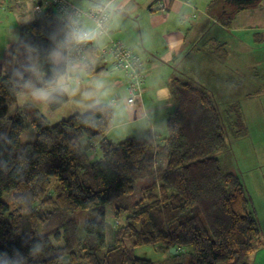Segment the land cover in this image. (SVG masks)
Masks as SVG:
<instances>
[{
  "label": "trees",
  "instance_id": "1",
  "mask_svg": "<svg viewBox=\"0 0 264 264\" xmlns=\"http://www.w3.org/2000/svg\"><path fill=\"white\" fill-rule=\"evenodd\" d=\"M261 1L208 0V17L229 29L239 13ZM42 2L47 9L20 28L13 69L0 80V264H154L135 249L158 244L185 252L175 264H251L264 245L259 221L243 178L225 171L217 156L228 151L231 126L238 139L248 135L240 105L225 106L183 72L170 83L168 135L120 142L107 138L112 106L55 124L33 105L14 107L32 94L24 80L45 86L50 36L82 26L85 16L97 23L89 15L97 4L84 11L65 0ZM210 41L208 53L225 62L226 45ZM25 44L34 49L29 61L22 55ZM29 62L42 70L29 72ZM83 65L87 76L104 70ZM68 101L56 95L46 104L53 113ZM28 129L35 139L23 142ZM94 141L98 147L87 144ZM98 149L101 157L91 160ZM6 194L11 204L2 200Z\"/></svg>",
  "mask_w": 264,
  "mask_h": 264
},
{
  "label": "crops",
  "instance_id": "2",
  "mask_svg": "<svg viewBox=\"0 0 264 264\" xmlns=\"http://www.w3.org/2000/svg\"><path fill=\"white\" fill-rule=\"evenodd\" d=\"M65 1L84 11L99 3V0ZM42 3L41 0H0V80L13 69V53L19 41L20 28L42 17L47 9ZM112 3L106 33L99 35L80 61L81 64L104 67V70L87 76L84 67L80 68L79 79L73 77L79 91L68 95V103L56 112L51 113L46 102L35 100L32 94L19 97V106H35L51 124L77 113L84 114L96 106H112L114 126L107 138L120 142L130 137L160 138L168 135L166 123L174 109L170 83L175 75L185 72L213 90L216 98L220 99L215 72L209 84L197 76L198 69L210 67L215 59L210 54L213 62L196 63L200 60L197 49L199 37L209 34L210 30L208 0H112ZM94 24L87 16L82 19V26ZM211 29L219 35L217 38L211 36L210 40L224 43L227 48L230 45L222 41L220 35L236 33L240 36L242 33L238 32L244 30H264V0L253 9L239 13L231 28H224L211 20ZM112 41L130 48L142 62L146 79L134 103L128 102L130 93L125 70L117 67L112 55L104 58L100 55L101 49ZM246 43L236 39L235 45L246 49ZM212 67L218 74L217 66ZM52 117L56 118L55 121L50 119ZM87 144L98 147L99 141ZM254 211L258 215L256 208Z\"/></svg>",
  "mask_w": 264,
  "mask_h": 264
},
{
  "label": "rangeland",
  "instance_id": "3",
  "mask_svg": "<svg viewBox=\"0 0 264 264\" xmlns=\"http://www.w3.org/2000/svg\"><path fill=\"white\" fill-rule=\"evenodd\" d=\"M220 32L222 31L220 30ZM238 33L242 34L239 36L232 33V35L219 36L222 41L228 43V46L230 45L227 48L230 57L225 62L216 58L213 59L212 65L217 66L219 73L217 74L215 70H212V65L210 67L203 66L197 70V76L200 79H205L206 83L209 84L215 72L216 78L219 80L218 83L216 82V86H219L218 94L222 98L221 100L218 99L219 102L223 101L225 106L230 103L240 105L241 113L248 127V135L238 139L239 133H237L236 127L231 126L227 139L228 151H221L217 156L225 171H233L241 178L243 177L253 207L258 211L256 216L259 220L264 242V30L256 32L244 30ZM216 35L219 34L211 29L210 21L209 34L199 37L201 40L197 46L200 51V60L196 62L198 65L213 62L209 58L208 51H210L211 45L210 37L217 38ZM236 39L247 41L246 49L242 45L236 47ZM228 77L230 79H227ZM17 106L19 105L16 104L14 107ZM50 119L55 121L56 118ZM228 129L230 130L229 126ZM34 139L33 129H28L22 136L23 142H31ZM90 155L91 160H97L101 157L99 149L96 154L90 152ZM2 200L11 204V194L4 195ZM189 251L192 252V249ZM135 253L138 257L146 258L154 264L180 263L185 256V252L180 251V253L174 254L161 244L138 247L135 249ZM250 261L251 264H264V245L251 256Z\"/></svg>",
  "mask_w": 264,
  "mask_h": 264
},
{
  "label": "clouds",
  "instance_id": "4",
  "mask_svg": "<svg viewBox=\"0 0 264 264\" xmlns=\"http://www.w3.org/2000/svg\"><path fill=\"white\" fill-rule=\"evenodd\" d=\"M113 9L112 0H99L95 11L105 13ZM102 25L96 23L90 26H72L62 35L53 33L50 36L52 44L47 51V64L49 71L45 73L46 84L39 87L31 80H24V87L31 89L32 96L39 102L51 100L56 95H75L79 89L75 85L73 77L79 79L81 64L80 50L98 40ZM26 61L34 57V49L31 44L24 45L22 53ZM29 72L42 70L37 63L26 64Z\"/></svg>",
  "mask_w": 264,
  "mask_h": 264
},
{
  "label": "built area",
  "instance_id": "5",
  "mask_svg": "<svg viewBox=\"0 0 264 264\" xmlns=\"http://www.w3.org/2000/svg\"><path fill=\"white\" fill-rule=\"evenodd\" d=\"M74 16L78 15V12L76 9H74ZM90 17H92L97 23L101 24L102 27L100 29V34L103 33L104 29V23L107 22L108 20V11L101 14L95 11V7L90 11L89 13ZM77 26V25H74ZM89 47V45L80 50V56L81 58L83 57L84 51ZM100 54L102 56L106 55H112L115 63L118 68H123L127 74V77L129 79V93H130V98L128 99L129 103H134L140 89L145 82L146 76L145 72L143 69L142 62L140 61L139 57L134 54V52L124 46L120 42H114L110 44L109 46H105Z\"/></svg>",
  "mask_w": 264,
  "mask_h": 264
},
{
  "label": "water",
  "instance_id": "6",
  "mask_svg": "<svg viewBox=\"0 0 264 264\" xmlns=\"http://www.w3.org/2000/svg\"><path fill=\"white\" fill-rule=\"evenodd\" d=\"M259 0H235L236 3H239V4H252V3H255ZM171 252L172 253H177V251L175 249H171Z\"/></svg>",
  "mask_w": 264,
  "mask_h": 264
}]
</instances>
